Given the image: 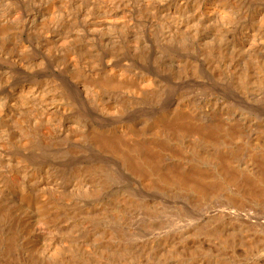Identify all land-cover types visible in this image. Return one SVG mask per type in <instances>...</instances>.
Returning a JSON list of instances; mask_svg holds the SVG:
<instances>
[{
  "label": "bare ground",
  "instance_id": "obj_1",
  "mask_svg": "<svg viewBox=\"0 0 264 264\" xmlns=\"http://www.w3.org/2000/svg\"><path fill=\"white\" fill-rule=\"evenodd\" d=\"M0 264H264V0H0Z\"/></svg>",
  "mask_w": 264,
  "mask_h": 264
}]
</instances>
